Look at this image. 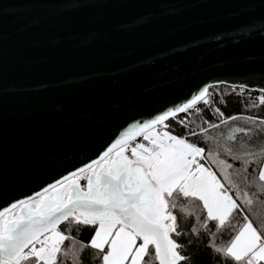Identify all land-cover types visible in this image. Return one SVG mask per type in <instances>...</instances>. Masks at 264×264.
Returning <instances> with one entry per match:
<instances>
[{
    "label": "water",
    "instance_id": "95a60500",
    "mask_svg": "<svg viewBox=\"0 0 264 264\" xmlns=\"http://www.w3.org/2000/svg\"><path fill=\"white\" fill-rule=\"evenodd\" d=\"M52 2L0 0V209L202 87L264 88V0Z\"/></svg>",
    "mask_w": 264,
    "mask_h": 264
},
{
    "label": "snow or ice",
    "instance_id": "6c2138e0",
    "mask_svg": "<svg viewBox=\"0 0 264 264\" xmlns=\"http://www.w3.org/2000/svg\"><path fill=\"white\" fill-rule=\"evenodd\" d=\"M43 6L51 14H65L67 9L101 5L96 0H68ZM248 27L264 34V19L251 21ZM210 87L156 115L134 120L90 163L0 209V264H85V259L99 264H189L191 255L182 252L192 240L185 245L173 238L187 235L176 213L200 217L181 201L199 202L205 214L200 228L205 234L209 222L219 231L229 226L234 212L247 211L244 223L226 244L211 246L223 264H264V141L257 143L264 137V119L239 114L222 119V124L244 119L254 127L233 128L215 150L191 143L187 137L197 132L176 135L166 123L196 108L199 101L209 104ZM260 91L264 93V88ZM259 101L264 104V94ZM216 111L220 113L219 108ZM207 131L200 129V133ZM237 133L243 134L239 143ZM205 139L210 138L205 135ZM221 152L240 167L229 171L233 164L221 159ZM205 159L220 170L223 182L211 166L201 163ZM253 162L257 170L250 173ZM82 179L86 186L81 185ZM231 189L246 207L230 195ZM249 216L260 221L259 229ZM83 226L93 229L87 243L71 235ZM190 232L199 237L196 227ZM215 235L211 233L212 238ZM65 241L71 242L67 248ZM85 249L94 254L85 257Z\"/></svg>",
    "mask_w": 264,
    "mask_h": 264
},
{
    "label": "trees",
    "instance_id": "16d2710c",
    "mask_svg": "<svg viewBox=\"0 0 264 264\" xmlns=\"http://www.w3.org/2000/svg\"><path fill=\"white\" fill-rule=\"evenodd\" d=\"M211 90L212 94L209 96L211 104L209 106L205 105L203 101H200L196 105V108H199L200 111H196V108H193L190 109L188 113L178 114L175 120L170 119L166 122L169 124V129L173 134L187 135L190 130L195 131L198 133L197 136L187 137L191 143H196L198 146L205 147L206 149L215 150L217 144L223 145L225 143L226 137L233 128L254 127V125L246 122L244 119L227 120V122L223 124L220 123L222 119L226 120L227 117L238 114L244 117L255 116L258 119H264V104H261L259 101V97L264 94L261 93V91L225 84L211 86ZM253 104L256 106L252 107ZM217 108L220 109V113H223V116L216 111ZM179 120H184L185 124L180 125L178 123ZM210 124L218 125V127L211 128L209 127ZM201 128H207V133H200ZM205 135L210 139L206 140ZM241 137H243V134L237 133V143H239ZM137 139H139L138 141H142L141 138ZM261 141H264V137H261V140L257 141V143ZM220 158L233 164V169H230L229 171L234 172L240 167L239 162H234L231 157L223 152H221ZM202 162L207 166H211L212 170L216 172L218 178L223 182V174L215 167V165H210V162L207 159L202 160ZM248 170L250 173H254L257 170V164L255 162L251 163L248 166ZM225 186L228 187L227 184H225ZM241 188L243 189L244 185H241ZM230 195H232L234 199H237V203L241 204L242 207H246L243 205L242 198L236 197L235 189L230 190ZM181 203L188 207L195 215L200 217L199 220H196L195 216L183 218L180 213H176L181 230L184 233H187V235L180 238H173L177 239L178 243L185 245L188 244L189 239L192 240V244L187 246L186 252H182V254L191 255L192 258L189 260V264H223V260L218 258V254L215 253L211 245L215 244L219 247L226 244L244 223V216L248 214L247 211L243 213L234 212L229 226L219 231L215 228L213 222H209L207 230L208 234H205V230L200 228V224L202 223L205 214L200 211L201 206L199 202L181 201ZM249 218L253 220L254 226L259 229L260 221L255 216H249ZM193 226L199 230L198 238L190 232V229ZM61 229L64 230L63 227H61ZM92 232V228L83 226L78 231L73 230L71 235H73L77 241L87 243ZM213 232L216 233L215 238H212L211 236V233ZM70 243V241H65L64 247L67 248ZM93 254V250L85 249V257ZM85 264H99V260L92 262L85 259Z\"/></svg>",
    "mask_w": 264,
    "mask_h": 264
},
{
    "label": "flooded vegetation",
    "instance_id": "af4514ba",
    "mask_svg": "<svg viewBox=\"0 0 264 264\" xmlns=\"http://www.w3.org/2000/svg\"><path fill=\"white\" fill-rule=\"evenodd\" d=\"M80 183H81L82 186H86V181H85V180L82 179V180L80 181Z\"/></svg>",
    "mask_w": 264,
    "mask_h": 264
},
{
    "label": "built area",
    "instance_id": "2783aa9c",
    "mask_svg": "<svg viewBox=\"0 0 264 264\" xmlns=\"http://www.w3.org/2000/svg\"><path fill=\"white\" fill-rule=\"evenodd\" d=\"M209 93H210V95L212 94V90H211V87L209 88ZM210 100V99H209ZM211 104V101H210V103L209 104H207V106H209Z\"/></svg>",
    "mask_w": 264,
    "mask_h": 264
},
{
    "label": "rangeland",
    "instance_id": "374dc122",
    "mask_svg": "<svg viewBox=\"0 0 264 264\" xmlns=\"http://www.w3.org/2000/svg\"><path fill=\"white\" fill-rule=\"evenodd\" d=\"M139 140V139H138ZM139 142H142V141H139ZM201 163H203L202 161H201ZM205 164V163H204ZM206 165V164H205ZM207 166V165H206ZM62 230V229H61ZM63 231V230H62Z\"/></svg>",
    "mask_w": 264,
    "mask_h": 264
}]
</instances>
